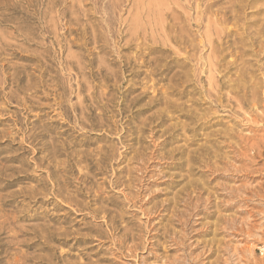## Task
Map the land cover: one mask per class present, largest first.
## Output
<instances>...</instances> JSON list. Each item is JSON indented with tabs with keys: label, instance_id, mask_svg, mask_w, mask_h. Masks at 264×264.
Wrapping results in <instances>:
<instances>
[{
	"label": "rangeland",
	"instance_id": "374dc122",
	"mask_svg": "<svg viewBox=\"0 0 264 264\" xmlns=\"http://www.w3.org/2000/svg\"><path fill=\"white\" fill-rule=\"evenodd\" d=\"M132 83L169 104L125 111ZM261 245L264 0H0V264H264Z\"/></svg>",
	"mask_w": 264,
	"mask_h": 264
},
{
	"label": "bare ground",
	"instance_id": "6f19581e",
	"mask_svg": "<svg viewBox=\"0 0 264 264\" xmlns=\"http://www.w3.org/2000/svg\"><path fill=\"white\" fill-rule=\"evenodd\" d=\"M225 21V20H224ZM226 32V31H225ZM243 32V31H242ZM224 33V32H223ZM246 33V32H245ZM244 33V34H245ZM247 34V33H246ZM251 35V34H250ZM238 39V38H237ZM222 45V44H221ZM191 57L194 56V54H189ZM196 58L195 56L193 57V59ZM130 59V58H129ZM128 61V60H127ZM152 61V60H151ZM187 58L182 62L181 66H186L187 65ZM128 64V63H127ZM180 65V64H179ZM3 66V65H2ZM131 66V65H130ZM135 66V65H134ZM127 68V67H126ZM130 68V67H129ZM133 71V69H131ZM163 70V69H162ZM134 71H136V69H134ZM15 73V72H14ZM133 75L134 76H139L140 75V72H133ZM193 76H196V71L194 74H192ZM17 76V74H16ZM188 77V73L186 74L185 73V78ZM219 77V76H218ZM220 78V77H219ZM216 79V76L213 77L211 76L210 77V85H213L214 83H219L220 82V79ZM196 83H194V85L196 86H199V88H201V84L200 82L202 81V77L200 76L199 78L196 79ZM216 81V82H215ZM136 83H132L131 85H129L125 91L123 92V95L124 97H128L129 95H131L133 92L137 91L138 89H140L141 91L138 93V94H135L133 95L130 99H129V102L126 104V107L124 106V110L125 111H133V107L136 106V104H138L141 100H143L145 97H148V100L146 101V103H143L142 104V107H139L136 111H143L144 109L146 108H150V107H154L156 105H159V104H165V106H167L169 104V102L166 100V97L163 95V94H160L159 90L157 89V92L154 93V94H151L145 89V88H142L141 89V86L137 87L135 86ZM115 85L118 86V83H116ZM219 85V84H218ZM115 87V86H114ZM220 87V85H219ZM114 89V88H113ZM211 90L212 89H209L207 90V94L208 95H211ZM156 90H154L155 92ZM216 93L219 95L220 93V90L216 89ZM111 93L108 92V95L105 94L104 95V98L107 99V102L106 103H103V106L104 108H106V106L108 104L111 103V100L112 98H109ZM112 95V94H111ZM220 96V95H219ZM211 98V96H209ZM88 100H92V97H89ZM216 101V99H214ZM170 101V100H169ZM103 102V101H102ZM74 108H76L75 106H73ZM172 108V106H171ZM91 109L92 107H89V110H88V114L89 115H92L91 113ZM132 109V110H131ZM101 113H99L100 115ZM208 114V113H207ZM166 108H160L159 110H156L155 112H153L152 114H150V116H147L146 118L142 119V122H144L145 124L147 123V121H149L150 123L149 124H146V125H152L154 124L155 120H158L161 122V123H166V121L168 120V118L166 117ZM204 116V115H203ZM203 116L202 117H199L200 119L198 120H201V118L203 119ZM207 116V115H206ZM158 121V123H159ZM140 121V124L142 123ZM144 124V125H145ZM153 126H151V130L153 129L152 128ZM143 128H136V130H139V131H142ZM173 128L171 126H168L165 130H164V133L166 132H170ZM155 133H158V130L155 131ZM154 134V133H153ZM105 139L106 140H110V138L108 136H105ZM97 154L94 155V158H97L98 159V164L99 165H103L104 162H108L109 163V160L111 162V159L114 158L116 156V148L113 144H106V145H103L101 147H98V150L96 151ZM88 155V154H87ZM95 164V163H94ZM104 168V166H103ZM102 168V169H103ZM110 168V167H109Z\"/></svg>",
	"mask_w": 264,
	"mask_h": 264
},
{
	"label": "built area",
	"instance_id": "2783aa9c",
	"mask_svg": "<svg viewBox=\"0 0 264 264\" xmlns=\"http://www.w3.org/2000/svg\"><path fill=\"white\" fill-rule=\"evenodd\" d=\"M258 250H259L260 255H261L262 257H264V245H261V246L258 248Z\"/></svg>",
	"mask_w": 264,
	"mask_h": 264
}]
</instances>
